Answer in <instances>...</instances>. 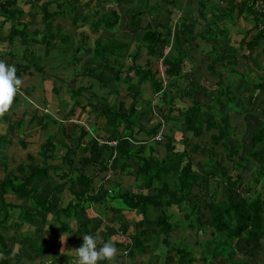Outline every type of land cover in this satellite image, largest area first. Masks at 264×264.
Wrapping results in <instances>:
<instances>
[{"label": "crops", "instance_id": "0c3cea01", "mask_svg": "<svg viewBox=\"0 0 264 264\" xmlns=\"http://www.w3.org/2000/svg\"><path fill=\"white\" fill-rule=\"evenodd\" d=\"M3 1L0 0V4ZM246 1L76 0L74 3L71 0L70 3L63 2L61 11L64 15L61 18L64 20V26L55 31L59 37L65 38V42H58L56 46L59 52L56 48L46 52L45 47L38 44H32L29 47L30 52H26V46L21 43L19 36H15L13 40L8 38L11 30L20 29L24 21H30L31 28L42 27L40 7L30 5L27 0H18L16 5L25 13V16L18 20L10 19L3 14L0 5V60L8 65H14L17 76L23 82L22 94L15 97L9 112L0 118V136L8 137L10 140V142H0V153L4 154V159L6 158L10 165L15 164V168L24 164L7 158V146L15 141L20 144V139L38 140L40 132L50 125L57 126V131L47 138L53 137L64 144L62 147L58 145L52 152L53 156L47 160L48 176L34 181L38 191L35 197H42L52 205V209L45 212L35 205L33 199L20 200H32L34 204L28 208V211L34 214V218L31 221L24 220L23 228L20 229V226L17 230L25 248L23 249L19 244H14L12 247L14 253L20 252L23 256L20 264H71L72 254H62L61 247H64L66 252L80 247L84 234L93 235L102 242L112 240L117 249L112 264H264V238L253 246L250 256L245 252L247 249L245 242L248 241L245 237L238 243L237 250L233 248L237 253L234 258L229 259L225 254L212 257L210 248L215 245L213 242L216 232L209 227L210 213L204 208L196 211L185 210L176 205L167 208L173 227L166 239L165 234L161 233V228L154 222L159 211L151 207L143 217L137 211L131 210L121 198L124 192L136 191L139 183L136 173H143L134 158L121 160L114 171H98V167L93 164L83 166L78 151L66 155L67 145H65V143H75L74 140L79 134V130H72L75 125L83 126L89 131L85 138L97 137V129L105 124V118L100 113L103 104L107 102L115 105L122 101L127 107L133 101L130 91L138 90L139 102L136 107L149 103L154 113L151 121L146 124L147 127H152L161 119V107L168 118L157 133L151 136L145 132L135 134L121 126V136L129 139L127 149L132 151L139 145H145L141 154L147 156L150 146L156 141L155 136L161 133L162 139L156 144V156L159 159L171 148L176 152L187 150L199 180L205 181L209 193L214 189V179L219 173V167H224L226 173L233 177L232 182L235 184L232 183L234 187L231 188L225 182L221 183L217 199L226 200L230 190H234L236 195H242L246 186L252 184L250 174L259 166L260 160L254 159L246 163V169L240 167L237 169L239 172H236L234 162L247 150V141H243L257 130L258 121L264 119V90L252 88V84L259 81L264 85V70H256L247 62L249 57L264 59L261 44L251 49L241 45V42L253 38L256 24L264 27V19H258L254 12H249L244 6ZM58 3L51 1L48 10L52 13L59 11ZM73 5L75 10L71 7ZM138 9L144 12L132 25L131 13ZM110 11H116L119 18L113 27L106 28L100 17ZM73 12L77 17L76 24L73 23ZM149 23L154 24L155 29L165 36V41L159 45L158 54L155 55L146 53V42L142 38ZM72 40L79 43L74 45ZM100 45L102 50L99 48ZM96 48L101 50L100 56H111L109 59L111 62L108 64L114 67L116 63L115 58H112L113 55L124 65H129L133 62L132 55L138 49L140 54L134 60L135 64L141 68L158 67L160 74L158 78L164 85L161 59L169 55L184 56L182 69L179 70V75L174 76L175 84L170 85L169 88L170 93H177V96L172 101L170 96L165 99L163 93H156L153 90L148 79L143 80L142 75L136 76L134 80H131V76L126 80L121 78L123 80L117 82L114 78V70L109 69H104L99 78L84 76V81L76 84L73 75L77 73V69L80 68L81 71L78 73H82L92 60L101 58L97 56ZM29 53L35 58L30 57ZM63 53L72 54V60L75 61L72 66L63 65L49 57L50 54L59 56ZM37 56L40 59H37ZM45 56L48 61L44 60ZM224 57H235L236 65L231 67L225 60L221 61L220 59ZM247 68L251 75L257 77L256 82L251 83L250 78L246 76ZM232 71H235L234 74ZM219 73H223L224 78L227 79L225 85L229 83L235 105L227 109L229 122L233 128L227 143L229 145L239 143L240 148L237 154H229L223 151L222 145L215 146L214 159L218 162L208 165L207 151L201 148L195 151L191 149L196 145L209 143L210 135L218 132L217 129L206 128L205 121L208 116L202 111L205 106L211 104L214 89L219 88L217 85L220 80ZM78 89H81L80 93L71 96L72 92ZM119 91L121 93L118 94ZM193 100L203 105L201 111L196 113V121L203 123V132L200 136L188 133V139L184 143L181 129L184 119L177 113L170 114L167 102L171 103V109L184 111ZM32 116L36 119L49 117L57 123L48 121V125L44 128L34 120L32 121L34 124L29 126ZM68 121L72 123L68 125ZM60 123L66 128V136L59 134ZM116 142L115 140L109 143L115 146ZM27 146L23 148L26 149ZM259 154L264 156V147L259 150ZM120 155L119 152L114 151L115 157L120 158ZM34 157L36 163L41 161L38 151ZM198 161L207 162L208 167H196L195 163ZM76 170L87 175H95L89 192L99 186L110 189L105 201L88 204L79 200L76 194L69 190L72 184L71 176ZM236 173H241L242 181L234 180ZM242 186L244 190L240 191ZM261 186L264 187V176L256 185L255 191L264 192ZM82 189V186H75L76 192H81ZM148 191L151 194L155 193L152 188ZM200 192L198 186L192 187L193 194L198 195ZM69 201L74 206L77 203L81 205L64 214H57L56 209L65 207ZM198 201H201V198ZM24 205L26 204L22 206ZM187 214L190 216L189 219ZM147 218L150 221H147ZM199 218L200 222L197 220ZM17 221L20 222L19 219ZM61 235L68 236L64 245L60 242ZM45 241H47L46 245L43 244ZM99 264H109V262L101 261Z\"/></svg>", "mask_w": 264, "mask_h": 264}, {"label": "trees", "instance_id": "16d2710c", "mask_svg": "<svg viewBox=\"0 0 264 264\" xmlns=\"http://www.w3.org/2000/svg\"><path fill=\"white\" fill-rule=\"evenodd\" d=\"M17 1L18 0H4L0 4L1 12L10 19H21L25 16V13L16 5ZM27 1L30 5L40 7L39 12L43 21L42 27L31 28V26H29L30 21H24L20 29L13 28L11 30L8 38L13 40L15 36H19L21 38V43L26 46V52H30L29 47L32 44L42 45L45 47L46 52H48L54 48L58 42H65V38L59 37L55 31L62 29L60 21H64L63 18H61L64 15V12L61 11L64 6L63 2L70 3L71 0H63L62 2H60L61 0ZM51 1L55 3L60 2L58 3L59 11L52 13L48 10V5ZM73 1L74 3L76 2V0ZM244 4L245 8L251 13L254 12L258 19L263 18L257 11L248 5V0ZM71 7L75 10L74 5ZM143 12L144 10L138 9L131 13L132 25H134L135 19ZM76 18L73 12L72 19L74 24L77 23ZM100 18L106 28H111L117 23L119 16L116 11H110V13H105ZM96 25H98V23ZM255 30L256 33L253 38L250 41L241 42V45L251 49L261 44V50L264 56V27L259 28L256 24ZM142 38L146 42L145 47L148 55L158 54L159 45L165 41V36L157 31L152 23H149L148 27L144 30ZM29 54L30 57H35L32 53ZM96 54L98 57L103 58V55L100 56L101 50L97 48ZM139 54L137 49L132 55L133 62L129 65H124L115 57V67L110 63L108 64V62L111 61L105 58L103 59L107 62L92 60L91 63L87 65L86 69H84L82 75L99 78L104 69H109L114 70V78L117 82L123 79H130V76L131 80H134L136 76L142 75L143 80L148 79L151 82L153 90L156 93H163L165 99L170 96V101H172L173 98L177 96V93L171 94L169 88L170 85L175 84L173 83L174 76L179 75L178 72L182 69L184 56L169 55L161 59V67L165 80L164 85L162 83L163 81L159 79L160 74L158 67L141 68L135 64L134 60ZM220 60H225L231 67L236 65L237 61L235 57H224ZM263 60L264 59L259 60L255 57H249L250 67L256 70H264V65H262ZM211 69H213L212 66ZM232 72L234 74L235 71ZM219 74L220 80L217 83L219 88L214 89L211 104L205 106L202 111L208 116L205 121L206 128H214L217 129L218 132L217 134L210 135L209 143L201 145L202 147L196 145L191 149V151H195L201 148L207 151L209 156L207 161L208 165L218 162L214 159V157H216L214 151L215 146L219 144L222 145L223 151L225 150L229 154H237L240 148L239 143L235 145H229L227 143L233 130L227 112V109L233 103V95L231 94L229 83L225 85L227 79L224 78L223 73ZM246 76H248L250 80L252 79L251 72H249L248 68ZM252 88L264 90V85L259 81L253 83ZM80 90L81 89H78L76 92H72L71 96L77 95V93H80ZM130 92L133 101L127 107L122 101L115 103V105L105 102L101 107L100 113L105 118V124L103 127L97 129V137L99 139H97V137L85 138L88 136L89 131L83 126L75 125V131L79 130V134L74 140L75 143H65V145H67L66 155H68V153L74 154L78 151L82 165L93 164L98 167V171H114L115 167L120 165L121 160L134 158V160L139 163L140 171L143 173H136L137 182L139 181L136 191H131L129 193L124 192L121 194L122 200L131 210L137 211L139 214L143 215V217L146 216L147 211L151 207L159 211L154 218V222L161 228V233L165 234V238L167 239L173 227V224L170 222L167 208L176 205L189 211H196L201 208L207 209L210 213L209 227H212L216 232L215 241L213 242L215 245L210 248V255L212 257H218L225 254L229 259H232L237 254L236 250L238 248V243L246 237L248 241L245 242L247 245L245 252L250 256L253 246L260 243L264 238V192L255 191L256 185L264 176V156L259 154V150L264 147V119L258 121L257 130H254L251 136L243 141H247V150L244 155L238 156V159L234 162L236 172H239L237 169H240V167H243V170L246 169V163L254 159L260 160L259 166L250 174L252 184L246 186L242 195H236L234 190H230L226 200H218L217 193L221 183L225 182V184L231 188H233L235 184L232 182L233 177L231 178V176L226 173L223 169L224 167H219V173H217L216 179H214L213 191L209 195H205L202 191L205 181L199 180V176L193 168L194 163L190 160L187 150L176 152L171 148L159 159L156 156V144L158 143L157 141L160 140L153 142L149 148V155L147 156L141 154L145 145H139L132 151L127 149L129 139L121 136V126L125 130H129L135 134L145 132L148 136H151L157 133L163 122L168 118V116L164 114V109L161 107V119L157 120L152 127H147L146 124L150 122L154 116L152 107L149 103H145L137 108L136 104L139 102V91L131 90ZM168 104L170 107V114L177 113L178 116L184 119L183 127L181 128L184 134V143H186L188 139V133L194 134V136H200L203 132V123L196 121V113L201 111L203 105L193 100L191 105L183 111L171 109V103L167 102V105ZM34 120L44 128L48 125V121L57 123L56 120L49 117L36 119L32 116L29 126L34 124L32 122ZM58 126L59 134L66 136L64 124L60 123ZM7 139L8 137L0 136V142H10V140ZM99 140H101L100 143ZM115 140L117 141L115 146L109 143ZM169 140L172 141L170 138ZM20 144L22 147H26L28 143L20 139ZM58 145L60 147L64 146L63 143L57 141L53 137L46 138L40 145L39 154L41 156V161L39 163L35 162L34 155L27 153V161L24 164L16 166V170L20 172V176L8 172L7 170L8 173H5V175L0 178V228L2 227V231H0V264H20L22 262L23 256L20 252L14 253L12 247L14 244H19L23 249L25 248L17 230L24 220L31 221L34 218V214L29 212L26 207L20 206V211L17 215V219H19L20 222H8L12 217L11 209L15 207L19 208V205L8 201L7 195L12 194L17 200L33 199L35 205L39 209L45 212L50 211L52 205L40 196H38V198L35 197L38 191L34 185V181L48 176L47 160L53 156L52 152ZM115 150L121 154L120 158L114 156ZM3 155V153H0V168L7 169L9 163L6 158L4 159L5 156ZM207 162L198 161L195 165L196 167L207 168ZM94 176L95 175H87L79 170L74 171L71 176L72 184L69 190L74 192L79 200H83V202L86 203L88 202V204L105 201L110 189H104L102 186H99L97 189H93L92 192H89ZM234 180L242 181L241 173H236ZM76 185L83 187L81 192L75 191ZM193 186H198L200 188L201 192L198 195L192 193ZM151 188L155 190L154 194L149 193L148 190ZM261 189L264 190V187L261 186ZM202 197L204 198L203 203L202 201H198V199ZM80 205V203H77L74 206V204L69 201L65 207L56 209V213L64 214L67 211L80 207ZM189 218L190 216L187 214V219ZM197 220L200 222V218ZM43 244L46 245L47 241Z\"/></svg>", "mask_w": 264, "mask_h": 264}, {"label": "clouds", "instance_id": "9594fccd", "mask_svg": "<svg viewBox=\"0 0 264 264\" xmlns=\"http://www.w3.org/2000/svg\"><path fill=\"white\" fill-rule=\"evenodd\" d=\"M22 83V80L16 74L15 66L8 65L0 60V118L9 112L15 97L22 94ZM67 238L68 236H60L62 245L66 244ZM82 240L80 247L67 250V252L64 247H61L62 254H72L71 264H99L101 261L112 264L115 260L117 249L112 240L102 242L97 237L87 234L83 235Z\"/></svg>", "mask_w": 264, "mask_h": 264}, {"label": "rangeland", "instance_id": "374dc122", "mask_svg": "<svg viewBox=\"0 0 264 264\" xmlns=\"http://www.w3.org/2000/svg\"><path fill=\"white\" fill-rule=\"evenodd\" d=\"M60 25L64 26L62 21H60ZM77 43H79V42L78 41H75V40H72V44L77 45ZM56 46H57V44L54 46V49L55 48L57 49ZM65 47H67V46L65 45ZM72 47L75 48L74 46H72ZM99 48L102 50L101 45L99 46ZM57 51H58V49H57ZM55 54L57 55V53H55ZM49 57L52 58L54 61H59V62L63 63V65H66V66H72L73 63H75V61L72 60V54L71 53H69L67 55L65 53H63V54H61L59 56H53V55L50 54ZM36 58L37 59H40L38 56ZM103 58L109 60V59H111V56H103ZM103 58L101 57V58H99V60L101 62L102 61H106ZM112 58H115V55H113ZM42 60H43V58H42ZM44 60L48 61V59L46 58V56H45ZM247 62L249 63V59H247ZM50 65H52V64L50 63ZM80 71H81L80 68H78L77 69V73L73 75L76 78V84L81 83L82 81H84V75H82V73H78ZM251 77H252V79L250 80L251 83L253 81L254 82L257 81V77L254 74H252ZM57 86H58V83H57ZM117 93L119 94L121 92L119 91ZM231 106L234 107L235 105L232 103ZM231 106H229V107H231ZM40 107H41V105H40ZM71 123L72 122H69L68 121L67 124L70 125ZM71 129L72 128H70V130ZM72 130H75V127ZM56 131H57V126L50 125L47 129H45V130H43V131L40 132V135H39L38 140H31V138L30 139H25V141H27V143H28V146H27L26 149L23 148L20 144H18L17 141H15V139H14L15 143H11V144H9L7 146V150H6L8 152V157L7 158L9 160H11V158H12V159H14L15 162H18V163L19 162H24L25 163L27 161V159H26V153L27 152H31V153H33V155H36L37 154V151L39 152V150H40L41 143L47 138V136L53 135L54 133H56ZM205 136H206V138H208L207 135H205ZM18 142H19V140H18ZM7 170H8V172H11V173H14L15 175L20 176V172L18 170H16L15 164H11L10 165V163H9L7 169L0 168V178H2L5 175V173H8ZM242 177H244V176H242ZM243 190H244V188L242 186L240 188V191H243ZM202 191H203V193L205 195H209L210 194L209 193L210 190L208 189V186L207 185L204 186V188L202 189ZM223 197H225V195H223ZM7 200L10 201V202H14V204H16V205H19V208L18 207H15L14 209H11L12 217L10 218V220L8 222H12V223H18L19 222V221H17L18 219H17L16 216L18 215V213L20 211V206H22L23 204H26V205H24L22 207H26L27 210H28L29 207H31V206L34 205L32 200L20 201V200H17L16 197L14 195H12V194H8L7 195ZM203 200H204V198L202 197L201 198L202 203H203ZM34 208H36V206H34ZM147 221H150V219L147 218ZM201 223H202V225H205V224H203L204 222H201ZM22 228H23V224L21 225L20 229H22ZM0 231H2V227L0 228ZM30 263H31V261H30Z\"/></svg>", "mask_w": 264, "mask_h": 264}, {"label": "built area", "instance_id": "2783aa9c", "mask_svg": "<svg viewBox=\"0 0 264 264\" xmlns=\"http://www.w3.org/2000/svg\"><path fill=\"white\" fill-rule=\"evenodd\" d=\"M248 5L250 7H252L255 11H257L264 19V0H249L248 1ZM263 27V26H261ZM259 27V28H261ZM155 139L156 140H161L162 137H161V133H158L156 136H155Z\"/></svg>", "mask_w": 264, "mask_h": 264}]
</instances>
